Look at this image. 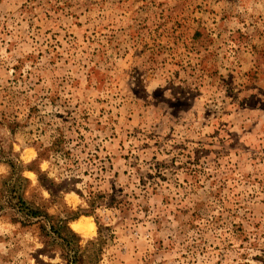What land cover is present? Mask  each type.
I'll use <instances>...</instances> for the list:
<instances>
[{"label":"rangeland","instance_id":"1","mask_svg":"<svg viewBox=\"0 0 264 264\" xmlns=\"http://www.w3.org/2000/svg\"><path fill=\"white\" fill-rule=\"evenodd\" d=\"M79 251L264 264V0H0V264Z\"/></svg>","mask_w":264,"mask_h":264},{"label":"trees","instance_id":"2","mask_svg":"<svg viewBox=\"0 0 264 264\" xmlns=\"http://www.w3.org/2000/svg\"><path fill=\"white\" fill-rule=\"evenodd\" d=\"M66 154H67V150L64 148V140L62 137L58 136V137L54 138V140L51 142L50 145L44 147L41 151L38 152V157H40V158L41 157L51 158V157L64 156ZM20 178H22V177L17 176L16 180H19ZM22 179H24V178H22ZM57 186H60V184ZM92 194H93V192L90 190L89 191V198H87L88 204L91 208L93 207V205L95 203V199L93 198ZM80 195H82V194H80ZM20 201L23 203V205L20 209L23 211L25 216H28L29 218L36 217V216H43L44 219L47 218L48 220H50L51 231L56 233L58 237L65 240L67 242V244H71L70 240L67 239L66 234L62 233V231H61L62 228H67V226H66L67 224H66L65 219H59V220L57 219V221H54L52 219V217L49 216L45 210H42L41 208H39L38 206H35L33 204L27 205L26 202L22 199ZM40 226L44 231H46L45 227L42 223L40 224ZM79 249H80V247H79ZM64 259H65V264H79L80 260L83 259V253L81 251H79V253L75 254L74 256H67V254H66Z\"/></svg>","mask_w":264,"mask_h":264},{"label":"bare ground","instance_id":"3","mask_svg":"<svg viewBox=\"0 0 264 264\" xmlns=\"http://www.w3.org/2000/svg\"><path fill=\"white\" fill-rule=\"evenodd\" d=\"M72 227L83 235H88L93 232V224L89 217L81 216L72 222Z\"/></svg>","mask_w":264,"mask_h":264}]
</instances>
